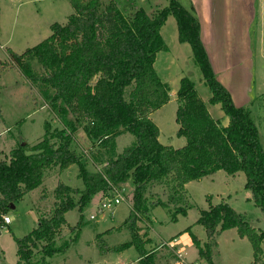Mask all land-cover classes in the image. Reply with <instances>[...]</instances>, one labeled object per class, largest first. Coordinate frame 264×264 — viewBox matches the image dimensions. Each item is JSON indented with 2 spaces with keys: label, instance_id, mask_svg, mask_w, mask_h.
Listing matches in <instances>:
<instances>
[{
  "label": "trees",
  "instance_id": "obj_1",
  "mask_svg": "<svg viewBox=\"0 0 264 264\" xmlns=\"http://www.w3.org/2000/svg\"><path fill=\"white\" fill-rule=\"evenodd\" d=\"M68 2L72 12L65 23H51L50 34L36 45L7 52V59L39 89L61 126L44 122L39 140L32 145L19 143L7 157H0V223L10 204L40 185L51 166L63 169L76 164L84 187L55 185L53 208L39 215L29 233L15 237L16 264H50L45 258L70 243L62 247L56 241L65 225L64 213L73 207L81 211L95 194L119 190L126 181L133 186L126 221L141 264H174L176 258L170 250L157 255L156 247H143L137 220L150 221L152 207H168L147 195L148 185L163 184L169 196L182 197L191 180L218 170L232 176L242 172L248 199L264 211V150L257 126L249 108L235 105L217 78L191 0H169L152 12L136 0ZM168 16L176 19L178 40L189 44L192 61L210 91L204 101L190 77L180 78L175 123L176 135L184 136L185 142L178 146L159 141L160 128L152 116L171 99L168 81L155 67L157 54L167 49L160 28ZM215 103L228 119L225 125L208 109ZM79 129L91 142V160L100 166L98 170L87 168L84 156L71 144ZM124 132L133 134L134 141L118 152L115 137ZM81 221L80 216L71 228L77 230ZM197 223L205 230V240L186 229L208 264H215L212 250L217 235L229 228L250 242L254 253L250 264L261 259L264 228L250 225L226 200L200 209Z\"/></svg>",
  "mask_w": 264,
  "mask_h": 264
},
{
  "label": "rangeland",
  "instance_id": "obj_2",
  "mask_svg": "<svg viewBox=\"0 0 264 264\" xmlns=\"http://www.w3.org/2000/svg\"><path fill=\"white\" fill-rule=\"evenodd\" d=\"M136 1L147 12L169 2ZM191 2L200 20V36L213 70L229 90L233 103L249 108L264 150V0ZM71 12L72 6L68 0H0L1 158L7 157L10 150L19 143L32 145L39 140L44 134V122L47 121L51 127L61 126L39 89L29 83L7 59V52L13 50L19 53L41 42L50 34L51 23H65ZM160 34L167 49L157 54L155 67L168 81L173 99L152 116L161 129L159 136L162 141L178 146L185 142V137L176 135L175 86L186 75L193 80L204 101L208 100L210 91L202 73L192 61L189 44L178 40L176 19L168 16L160 28ZM33 65L40 68L35 61ZM208 109L216 118H220L223 113L218 103L208 104ZM72 138L71 144L84 156L86 167L92 171L98 170L100 166L91 160L92 145L84 131L79 129ZM132 141L133 134L124 132L115 137V148L121 152ZM77 174L78 168L74 163L63 169L51 166L46 170L42 183L16 200L14 207L6 211L10 221L0 223V264H16L18 257L15 237L29 233L37 225L39 215L53 208L55 185L62 182L77 189L84 187ZM244 182L242 172L232 176L219 170L212 175L189 181L182 197L169 196L170 190L163 189V184L148 185L147 195L154 201H165L168 207H152L148 215L150 221L137 220L140 238L145 241L144 249L156 247L157 255H164L170 250L169 244H174L173 237H177L179 242L174 247L181 259L188 264H208L198 255L194 244L185 242L188 232L186 228L205 240V230L197 223L200 209L223 199L245 217L250 225L264 228V211L248 199L250 192L244 187ZM120 185L119 190L98 192L81 211L73 207L64 213L65 225L61 229V237L56 241L62 247L70 243L65 249L45 258L50 264H141L140 253L132 243L126 221L132 204L130 197L133 186L128 181ZM114 196L122 199L103 209L102 216L97 214L100 202ZM180 206L183 211L178 210ZM171 215L175 218L171 219ZM80 216L82 223L77 230L72 229L71 225H77ZM74 232H77L75 240L71 239ZM216 242L212 250L215 264H250L254 259L248 239L237 235L233 228L218 234ZM186 263L174 261V264ZM256 264H264V244L261 259Z\"/></svg>",
  "mask_w": 264,
  "mask_h": 264
},
{
  "label": "crops",
  "instance_id": "obj_3",
  "mask_svg": "<svg viewBox=\"0 0 264 264\" xmlns=\"http://www.w3.org/2000/svg\"><path fill=\"white\" fill-rule=\"evenodd\" d=\"M185 43V42H184ZM217 74V73H216ZM217 78H218V76H217ZM177 88V86H175V88L174 89H176ZM174 92H175V90H174ZM175 94H176V92H175ZM171 99H173L172 97H171ZM171 99H170V101H171ZM175 100H176V97L174 98ZM163 107V106H162ZM160 109V108H159ZM159 111V110H158ZM157 111V112H158ZM156 113V112H155ZM220 118H221V123L223 124V125H225L227 122H228V119H227V117L226 116H224V114L222 113V114H220ZM223 120V121H222ZM158 126V125H157ZM158 128H159V126H158ZM160 132H161V129H160ZM160 134V133H159ZM158 139H159V141H161L162 143H164L165 141H162V139L160 138V136H158ZM219 171V170H218ZM212 175V174H211ZM200 179V178H199ZM187 184L188 183H186V187H187ZM222 233V231L219 233V234H221ZM186 236H187V238H185V242H191L192 244H193V242L191 241L192 240V238H191V240H190V237H189V234H188V232L186 233ZM173 241H174V244H172V243H170L169 245H171L170 246V251L176 256V258H173V261H178V263H181L182 261H184V263H186L185 262V260L184 259H181L180 258V256H178V254H177V251H176V249H175V247H174V245H176L178 242H179V238H177V237H173ZM168 247V246H167ZM171 248H174V250H172ZM196 248V247H195ZM157 249V248H156ZM115 264H118V263H115ZM186 264H188V263H186Z\"/></svg>",
  "mask_w": 264,
  "mask_h": 264
},
{
  "label": "built area",
  "instance_id": "obj_4",
  "mask_svg": "<svg viewBox=\"0 0 264 264\" xmlns=\"http://www.w3.org/2000/svg\"><path fill=\"white\" fill-rule=\"evenodd\" d=\"M121 199L122 198L120 196H114V197L107 198V200L100 202L101 204L99 206V211L97 212V214L102 216L103 212H104L103 209H106L107 207H110L113 204H117L119 202V200H121ZM91 216H92V214H91ZM9 221H10L9 217L6 214H4L3 215V222L8 223Z\"/></svg>",
  "mask_w": 264,
  "mask_h": 264
},
{
  "label": "water",
  "instance_id": "obj_5",
  "mask_svg": "<svg viewBox=\"0 0 264 264\" xmlns=\"http://www.w3.org/2000/svg\"><path fill=\"white\" fill-rule=\"evenodd\" d=\"M23 143H24V142H23ZM10 206H11V207H14V206H13V203H11Z\"/></svg>",
  "mask_w": 264,
  "mask_h": 264
}]
</instances>
